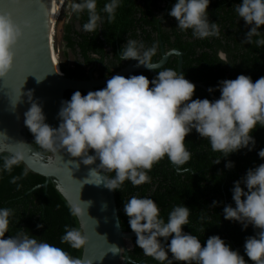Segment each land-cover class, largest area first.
Masks as SVG:
<instances>
[{
	"label": "clouds",
	"instance_id": "9594fccd",
	"mask_svg": "<svg viewBox=\"0 0 264 264\" xmlns=\"http://www.w3.org/2000/svg\"><path fill=\"white\" fill-rule=\"evenodd\" d=\"M39 2L42 4V0ZM210 2L175 0L168 15L177 20V28L181 31L191 29L194 38L219 36L218 23L209 20ZM121 3L122 0H108L98 11L97 0H69V15L79 16L86 11L88 20L82 29L95 32L105 19L101 12L112 22ZM234 8L245 24L251 26L243 42L264 45V34L260 30L264 26V0H241ZM158 18L163 20L162 16ZM29 27L30 21L21 24L11 12L0 11V78L12 69L15 46L24 35V29ZM253 37L258 39L253 41ZM157 51L155 43L146 47L143 41L128 39L119 55L121 61L135 60L137 66L154 70L160 68L153 61ZM57 64L59 68L58 61ZM60 73L63 74L61 70ZM216 88L220 91L218 99H192L196 85L177 69L159 70L151 80L143 74L128 77L117 74L108 79L102 89L87 94L76 90L70 99L63 100L58 111L60 123L55 128L46 123L42 104L33 100L29 91L31 105L24 113V124L34 135V141L47 150L54 153L66 150L72 157H80L84 165L96 164L98 160L85 183L100 185L103 182L109 190H118L126 180L137 186L150 182L148 171L165 156L177 166L187 164L192 153L185 145V137L193 129L209 141L214 152L222 153L223 158L255 148L252 132L258 125L264 127V76L253 82L251 76L240 74L235 79L219 81ZM215 90L209 87L210 92ZM90 150L93 154H89ZM258 156L264 159V148L258 151ZM23 160V152L17 149L3 157L0 171L10 172ZM220 161L221 158H216L214 163ZM225 167L233 168L234 162L228 160ZM101 169L115 175H101ZM27 171L25 169L24 175ZM17 179L13 177L12 182ZM231 192L234 206L229 203L223 207V218L239 222L242 229L251 225L256 230L245 239L244 253L248 260L219 235L209 236L202 246L200 238L184 231L183 226L189 225L190 216V207L185 204L174 206L167 221L151 196H132L123 210L136 235V245L145 256L161 264L174 261L180 264H249V260L252 264H264V163L248 168L233 182ZM219 203L213 200L210 207L215 208ZM85 204L88 208L91 201L79 198L78 203L69 206L70 213L83 215L87 212ZM14 215V209L0 208V264H85L63 248L39 241L25 231L6 237L10 218ZM65 228L61 243L77 249L85 245L88 238L78 228L67 225ZM112 247L113 253L120 250L116 245Z\"/></svg>",
	"mask_w": 264,
	"mask_h": 264
},
{
	"label": "trees",
	"instance_id": "16d2710c",
	"mask_svg": "<svg viewBox=\"0 0 264 264\" xmlns=\"http://www.w3.org/2000/svg\"><path fill=\"white\" fill-rule=\"evenodd\" d=\"M107 2L97 0V10ZM174 3L175 0H122L112 22H108L106 13L101 12L105 19L95 32L82 29L83 23L88 20L86 11L79 16L72 14L68 21L62 23V40L65 44L62 54L64 58L72 55V60L70 63L65 59L60 60L59 69L66 77L87 79L89 69L105 77L128 64L130 60L121 61L119 52L128 39H136L143 41L146 47L157 44L158 51L153 57L155 62L161 57V49L164 52L175 49L182 53L181 72L196 85L192 99H218L220 91L216 86L224 79H235L245 74L255 82L264 76V45L243 42L251 26L246 25L235 11L234 5L241 3V0H211L209 20L218 23L220 35L204 39L194 38L191 29L181 31L177 28V20L168 15ZM158 16H162L163 20ZM75 19L80 23L79 31L74 29ZM260 30L264 34V26ZM256 39L258 37H253V41ZM220 53H224L225 57L222 58ZM177 63V55L170 54L155 72L157 74L164 68L177 69ZM133 74H143L149 80L155 77L147 69L135 70L124 76ZM105 86H99L96 90ZM209 87L216 90L210 92ZM75 91L65 90L63 100L70 99ZM81 93L87 94L85 91ZM23 131L37 151L49 154L50 150L34 141V135L25 124ZM252 135L256 140L252 151L243 149L223 158L222 153L214 152L209 141L201 138L193 129L185 137V145L192 153L187 164L175 167L165 156L148 171L150 182L137 186L126 180L120 189L113 190L121 228L132 231L123 210L125 202L132 196H151L158 203L160 215L165 221L174 206L185 204L190 207V216L189 225L183 226L184 231L200 238L202 246L209 236L219 235L248 260L244 253L245 239L254 235L256 230L251 225L242 229L239 222L225 220L223 207L229 203L234 206L231 192L233 182L240 179L248 168L264 163V159L258 156V151L264 148V127L258 125ZM9 155L6 152L0 154V167L3 157ZM216 158H221L219 164L214 163ZM228 160L234 162L231 169L225 167ZM185 168L188 170L185 171ZM25 169L28 170L27 175H24ZM106 175L113 177L115 173ZM13 177L19 179L13 183ZM44 182L43 175L29 170L23 162L13 166L10 172L0 171V208L10 207L15 211L10 218L9 233L5 236L25 231L39 241L61 247L73 257L81 258L82 247L77 249L61 243L66 225L81 231L78 219L70 213V204L53 181L49 179L46 185H43ZM213 200L221 203L212 208ZM38 224L43 227L38 228ZM132 242L133 248L128 251L130 260L122 264H161L144 255L135 243L136 236ZM173 264L180 262L174 261ZM249 264H252L250 260Z\"/></svg>",
	"mask_w": 264,
	"mask_h": 264
},
{
	"label": "water",
	"instance_id": "95a60500",
	"mask_svg": "<svg viewBox=\"0 0 264 264\" xmlns=\"http://www.w3.org/2000/svg\"><path fill=\"white\" fill-rule=\"evenodd\" d=\"M65 2L42 0L41 4L39 0H0V11L11 12L18 23L31 22V27L24 29V35L15 46L12 69L0 78V133L6 135H0V154L21 150L25 166L45 177L43 185L51 179L70 205L78 203L79 198L91 201L88 208L84 205L87 212L76 216L81 232L88 238L82 246L81 259L85 264H122L130 260L128 251L133 248L132 238L136 235L121 228L113 190L106 188L103 182L100 185L85 183L90 169L95 168L99 161L84 165L80 157H72L63 149L42 154L32 146L23 131L24 113L31 105L27 95L29 91L33 100L42 104L46 123L55 128L60 123L58 111L65 90L95 91L114 75L124 76L135 70L147 69L137 66V62L132 60L125 67L100 78L90 74L87 79H78L61 74L51 53L53 22L49 25V20ZM173 53L178 57L177 71L181 72L182 53L178 50L164 52L161 49V57L156 63L161 67ZM220 55L225 57L224 53ZM149 71L157 75L155 69ZM43 77L42 81H37ZM89 154H93L92 150ZM172 165L175 166L173 162ZM100 174L106 175L102 169ZM113 245L120 250L113 253Z\"/></svg>",
	"mask_w": 264,
	"mask_h": 264
},
{
	"label": "rangeland",
	"instance_id": "374dc122",
	"mask_svg": "<svg viewBox=\"0 0 264 264\" xmlns=\"http://www.w3.org/2000/svg\"><path fill=\"white\" fill-rule=\"evenodd\" d=\"M69 0H66V2L61 6L60 12L55 20V28H54V34H53V47L54 51L56 52L57 61L58 63L60 60H68L69 63L72 60V55H68V57L64 58L62 54V50L64 48V41L62 40V23L68 19L69 15V7H68Z\"/></svg>",
	"mask_w": 264,
	"mask_h": 264
},
{
	"label": "bare ground",
	"instance_id": "6f19581e",
	"mask_svg": "<svg viewBox=\"0 0 264 264\" xmlns=\"http://www.w3.org/2000/svg\"><path fill=\"white\" fill-rule=\"evenodd\" d=\"M60 9H61V7H60ZM60 9L54 14V16L49 20V25H50V23H52L53 22V30H52V28H51V32H50V35H53L54 34V28H55V20H56V17L58 16V14H59V12H60ZM53 40V37L51 36V41ZM51 53H53L52 54V57H53V59H54V61H55V63H57V56H56V52L54 51V47H53V41H52V44H51Z\"/></svg>",
	"mask_w": 264,
	"mask_h": 264
},
{
	"label": "flooded vegetation",
	"instance_id": "af4514ba",
	"mask_svg": "<svg viewBox=\"0 0 264 264\" xmlns=\"http://www.w3.org/2000/svg\"><path fill=\"white\" fill-rule=\"evenodd\" d=\"M69 11H70V9H69ZM67 16H68V19H67L66 21H68L69 18L71 17V16L68 15V14H67ZM73 24H74V29H75V30H78V31H79V30L81 29L80 23H79V21H78L77 19L74 20V23H73ZM160 51H161V50H160ZM131 61H132V60H130L129 62H131ZM129 62H128V63H129ZM133 62L136 63L134 60H133ZM87 69H88V68H87ZM90 74H91L94 78H100L98 71H93V70L89 69V70H88V77H89Z\"/></svg>",
	"mask_w": 264,
	"mask_h": 264
}]
</instances>
